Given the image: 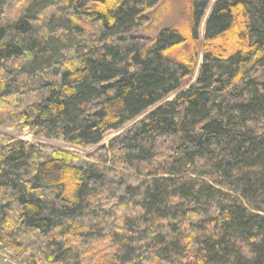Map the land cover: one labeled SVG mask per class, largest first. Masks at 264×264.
Instances as JSON below:
<instances>
[{
	"label": "trees",
	"instance_id": "16d2710c",
	"mask_svg": "<svg viewBox=\"0 0 264 264\" xmlns=\"http://www.w3.org/2000/svg\"><path fill=\"white\" fill-rule=\"evenodd\" d=\"M169 1L0 0L19 264H264V0Z\"/></svg>",
	"mask_w": 264,
	"mask_h": 264
},
{
	"label": "rangeland",
	"instance_id": "374dc122",
	"mask_svg": "<svg viewBox=\"0 0 264 264\" xmlns=\"http://www.w3.org/2000/svg\"><path fill=\"white\" fill-rule=\"evenodd\" d=\"M171 2V3H170ZM165 4V3H164ZM180 6V1L179 0H172V1H169L167 2L165 5H161L159 7V13H161V15H164L165 13L168 14V12H171V15L172 13L178 11V7ZM150 16L152 17V20H154V23L153 25L147 27V28H141L137 31H135V34L137 35H145V36H154L158 33V31L164 27L166 24H168L170 21H171V16H167L165 15V17L163 18H156L155 19V15L152 16L150 14ZM155 20H156V23H155ZM190 84V83H189ZM188 84V85H189ZM187 85V86H188ZM186 86V87H187ZM173 96L169 97V99H171ZM13 136H15L16 138L18 139H22V140H26V141H30V142H33V143H45L49 146H52V147H56V148H61V149H66V150H74L73 148H69V147H66V146H63V145H60V144H56V143H51V142H47V141H42L38 138H35L33 137L32 135L28 134V133H24V134H18V133H11ZM115 134L111 135V136H108L103 143H107L108 140L113 137ZM94 150L93 148H88V149H85V150H75V151H78L79 153L87 156L89 155L90 153H92ZM5 250V253H7L8 255H11L12 252L8 249H4Z\"/></svg>",
	"mask_w": 264,
	"mask_h": 264
},
{
	"label": "water",
	"instance_id": "95a60500",
	"mask_svg": "<svg viewBox=\"0 0 264 264\" xmlns=\"http://www.w3.org/2000/svg\"><path fill=\"white\" fill-rule=\"evenodd\" d=\"M0 264H19L13 260L7 253L0 250Z\"/></svg>",
	"mask_w": 264,
	"mask_h": 264
}]
</instances>
